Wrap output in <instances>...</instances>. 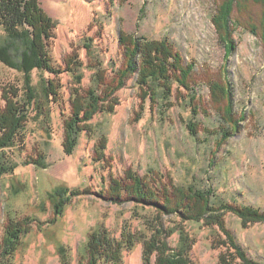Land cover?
I'll return each mask as SVG.
<instances>
[{"label": "rangeland", "instance_id": "374dc122", "mask_svg": "<svg viewBox=\"0 0 264 264\" xmlns=\"http://www.w3.org/2000/svg\"><path fill=\"white\" fill-rule=\"evenodd\" d=\"M40 2L57 23L50 47L53 62L62 69L66 57H78L81 77L77 84L70 72L61 70L57 79L62 83L65 102L51 106V125L32 118L36 117L32 110L24 145L0 152V163L18 164L14 174L0 175V242L10 219H36L32 231L22 236L23 244L13 264H61V246H69L72 264H80L85 262L81 253L89 235L100 226L116 238L122 237L125 228L131 229L139 236L137 240L144 241V237L152 238L161 224L167 232L163 239L170 248L179 241L175 230L185 227L194 239L190 257L195 264H224L222 256L232 260L236 254L227 235L212 224L209 215L200 221L185 220L178 214L160 216L155 209L131 201L113 202L111 185L113 179L119 180L129 171L141 176L153 171L171 183L168 189L193 186L213 191L224 204L264 210V28L258 27L256 34L234 27L236 50L228 54L213 20L217 0ZM246 9L240 16L246 17L252 10L254 24L260 26L262 7L244 12ZM238 14L235 8L234 21ZM121 31L173 43L184 64L194 66L189 85L192 90L175 83L172 96L155 104L144 97L135 75L113 96L118 101L115 113H98L90 122L94 133H81L74 154L67 155L65 120L71 116V91L75 87L87 91L97 85L92 67L95 60L106 69L102 75L105 82L113 80L125 63L119 43ZM48 78L47 73H33L35 83ZM23 84V73L0 62V109L5 106L3 87L22 88ZM107 86L101 85L100 92ZM229 88L237 121L233 128L225 113L228 101L223 90ZM224 132L230 133L226 141ZM103 138L108 140L107 163L94 157ZM41 151L46 153L47 169L25 165ZM60 186L86 194L73 198L57 217L48 194ZM218 211L221 214L224 210L216 208L214 212ZM54 217L57 220L50 222ZM224 219L249 257L264 263V222L244 228L239 216L228 211H224ZM170 231L175 232L170 235ZM143 249L141 241L126 248L122 264H144ZM233 264H241L237 256Z\"/></svg>", "mask_w": 264, "mask_h": 264}, {"label": "trees", "instance_id": "16d2710c", "mask_svg": "<svg viewBox=\"0 0 264 264\" xmlns=\"http://www.w3.org/2000/svg\"><path fill=\"white\" fill-rule=\"evenodd\" d=\"M218 9L214 16L219 39L224 42L228 54L236 50L233 40L234 27L249 30L258 34L264 28V0H217ZM261 6L263 16L258 24H254V12L250 9ZM249 9H246L247 7ZM238 10L239 16L233 20L234 11ZM250 11L246 17L240 16ZM263 18V19H262ZM257 23V22H256ZM56 22L48 16L40 0H0V62L9 68H13L24 75L22 88L8 85L3 87V101L5 106L0 109V152L3 154L7 149L17 148L25 143L27 123L32 118L51 125L53 104H62V83L58 81L61 73H71L77 84H80L78 74V57L69 56L65 59V67L60 68L52 59L50 53L51 41L55 36ZM264 34V31H263ZM264 41V35L261 37ZM119 43L122 48L125 63L116 71V76L109 83L102 77L106 69L101 61L95 60L93 68L96 70L97 85L90 90L84 91L75 87L71 91V116L65 120V142L64 148L67 155H73L77 147L80 134L94 133L93 125L90 123L100 112L113 114L116 111L118 101L114 99L115 93L124 88L127 82L137 75V84L142 94L151 102L158 104L159 100L169 99L172 96V86L177 83L185 90L190 88L191 73L194 66L184 64L183 56L174 50L173 43L168 39L147 40L145 37H135L125 31H121ZM80 65V63H79ZM34 72L47 73L50 78L35 83ZM105 91L99 90L101 85H107ZM54 87V88H53ZM224 97L228 101L225 109L233 128L236 119L233 116V96L231 89L223 90ZM23 92V94H21ZM101 95H100V93ZM162 96V97H161ZM115 100V101H114ZM36 111V117H30L31 111ZM189 130L194 131L192 125ZM222 134V133H221ZM227 132L223 133V141L228 138ZM193 136L194 135L193 133ZM108 140L103 138L95 148V155L100 163L108 162L105 152ZM36 158H31L25 165L35 164L40 169H47V157L45 152H39ZM18 164L15 162L0 163V175L14 174ZM166 183V187H164ZM167 183L162 173L151 171L148 175L141 176L136 172L129 171L125 177L113 179L111 185V196L113 202L123 203L131 201L139 206H147L155 209L160 216L167 214H178L185 220L200 221L212 220L228 237L229 245L234 249L241 264H264L249 257L246 251L236 242L233 233L226 228L224 211L233 212L242 220L244 228L251 223L264 222V210L247 205L224 204L223 200L216 199L213 191H202L196 187L173 186ZM167 192V193H166ZM86 194L79 189H71L66 186L57 187L48 194L50 202L54 205V214L57 217L63 215L66 205L73 198ZM110 196V198H111ZM194 203V207L192 204ZM188 204V205H187ZM216 208L224 211L214 212ZM214 212V213H213ZM57 217L50 222L54 223ZM36 219L12 218L5 227L3 238L0 242V264H13L16 252L22 246V236L32 231V224ZM157 229V228H156ZM179 233V241L175 248H170L163 239L167 233L164 226L156 230V234L144 241L137 240V234L131 229L125 228L121 238L114 237L107 228L100 226L90 235L85 245L80 264H122L123 251L132 248L137 241L144 244V264H195L190 252L194 246V239L185 227L176 229ZM175 231H170L173 234ZM139 237V236H138ZM156 255V260L153 257ZM236 256L232 260H236ZM61 264H72V252L69 246L59 248ZM232 260L221 257L224 264H233Z\"/></svg>", "mask_w": 264, "mask_h": 264}, {"label": "bare ground", "instance_id": "6f19581e", "mask_svg": "<svg viewBox=\"0 0 264 264\" xmlns=\"http://www.w3.org/2000/svg\"><path fill=\"white\" fill-rule=\"evenodd\" d=\"M54 88V87H53Z\"/></svg>", "mask_w": 264, "mask_h": 264}]
</instances>
